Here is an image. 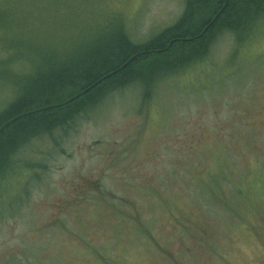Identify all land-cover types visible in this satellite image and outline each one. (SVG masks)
I'll use <instances>...</instances> for the list:
<instances>
[{
    "label": "rangeland",
    "instance_id": "1",
    "mask_svg": "<svg viewBox=\"0 0 264 264\" xmlns=\"http://www.w3.org/2000/svg\"><path fill=\"white\" fill-rule=\"evenodd\" d=\"M183 6L0 0V110L116 25L141 43ZM252 29L23 145L0 189V264H264V17Z\"/></svg>",
    "mask_w": 264,
    "mask_h": 264
},
{
    "label": "trees",
    "instance_id": "2",
    "mask_svg": "<svg viewBox=\"0 0 264 264\" xmlns=\"http://www.w3.org/2000/svg\"><path fill=\"white\" fill-rule=\"evenodd\" d=\"M263 17L264 0H184L177 20L154 37L135 43L116 25L112 37L98 42L102 49L94 53L93 43L85 54L66 55V62L47 75L31 77L0 110V189L13 171L15 153L31 139L64 128L109 92L132 83L148 87L162 74L197 62L218 34L249 35ZM93 82L87 92L69 99L81 91L75 86Z\"/></svg>",
    "mask_w": 264,
    "mask_h": 264
},
{
    "label": "bare ground",
    "instance_id": "3",
    "mask_svg": "<svg viewBox=\"0 0 264 264\" xmlns=\"http://www.w3.org/2000/svg\"><path fill=\"white\" fill-rule=\"evenodd\" d=\"M113 36V33L112 34H110V35H108L107 37L109 38V37H112ZM52 60H54V59H52ZM62 64H64V63H62ZM59 66H61V65H57V66H53L52 68H57V67H59ZM48 68V67H47ZM51 68V70L50 71H52V70H54V69H52ZM30 80H32V79H30ZM30 81H28L27 82V84L29 83ZM31 83V82H30ZM94 85H95V83L93 82V83H91L90 85H87L86 87H84V86H75V88H78V89H80L81 91L80 92H78L77 94H75L74 96H72V97H70L69 99L70 100H73V98H75V97H77L78 96V94H80V93H83V92H87L91 87H94ZM68 99V100H69ZM60 105L61 104H63L64 102H58ZM52 107V106H55V104H53V105H47L46 107Z\"/></svg>",
    "mask_w": 264,
    "mask_h": 264
}]
</instances>
